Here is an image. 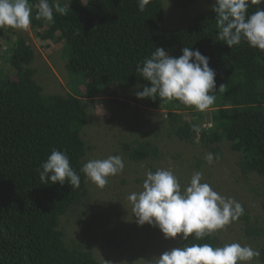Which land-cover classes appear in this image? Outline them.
I'll list each match as a JSON object with an SVG mask.
<instances>
[{
    "label": "trees",
    "instance_id": "obj_1",
    "mask_svg": "<svg viewBox=\"0 0 264 264\" xmlns=\"http://www.w3.org/2000/svg\"><path fill=\"white\" fill-rule=\"evenodd\" d=\"M197 1L171 0L177 9ZM38 2L29 0L33 5L30 29L43 41L62 44L60 58L76 89L64 94L50 92L42 82L48 71L44 57L19 30L0 28V61L6 65L0 68V264H100L83 242L68 243L62 226L70 212L80 209L79 215L84 214L89 203L90 180L80 169L94 159L93 152L99 147L86 133L93 122L88 102L101 96L116 102L114 87L136 97L135 92L150 86L136 68L156 47L165 48L175 57L182 54L183 47H191L209 57V67L216 73V90L211 93L215 102L205 114L176 100L134 98L138 105L164 114H159L160 120L149 136L141 132L153 127L145 126L142 117L134 120V133L129 131L131 137L118 140L120 149L115 155L130 166L131 174H138L134 169L139 164L161 158L163 139L168 157L177 150L176 142L195 144L218 158L222 157L220 146H224L237 157L244 181L249 175L264 178V51L245 41L232 48L218 41L211 9L197 14L185 29L175 30L163 25L161 0H150L143 12L138 10L139 0H49L52 5L69 4L66 14L54 13V23L35 18ZM249 3V13L264 8V4ZM203 116L210 125L206 129L198 122ZM117 125L122 127L120 122ZM193 125L199 126L198 134L192 130ZM53 149L66 152L71 167L80 176L78 188L67 180L64 185L41 183L37 170ZM202 163L200 159V172ZM148 170L154 172L152 166ZM140 179L135 177L133 183L141 184ZM120 182L126 185L127 179ZM241 204L245 210L238 219L241 234L261 253L259 264H264V224L252 220L247 205ZM259 204L264 215V196ZM129 239L127 235L125 243ZM142 239L135 246L138 259L155 262L157 246L153 242L145 244ZM108 240L118 245L115 237ZM180 240L179 247L225 244L214 234L202 240L193 236Z\"/></svg>",
    "mask_w": 264,
    "mask_h": 264
},
{
    "label": "clouds",
    "instance_id": "obj_2",
    "mask_svg": "<svg viewBox=\"0 0 264 264\" xmlns=\"http://www.w3.org/2000/svg\"><path fill=\"white\" fill-rule=\"evenodd\" d=\"M149 3L150 0H139L138 10L143 12ZM251 4L261 5L264 0H251ZM35 8L36 19L43 18L54 23V13L66 14L69 4L61 6L57 2L52 5L49 0H39ZM249 8V0H215L211 10L215 13L217 40L229 48L245 41L249 46L264 51V8L252 13H249ZM32 18L33 5L29 0H0V28L27 31ZM181 52L175 57L165 48L156 47L150 57L137 65L136 71L150 82V86H143L142 91L135 92V95L138 99L176 100L203 112L215 102L216 97L211 93L216 90V73L209 67V57L199 49L183 47ZM209 126L208 123L202 128ZM192 130L197 134L200 132L197 125H193ZM214 159H218V156L212 153L205 156L209 164ZM124 167L123 158L113 155L91 159L83 164L80 171L98 187L104 188L109 182L108 178L121 174ZM37 171L44 185H64L67 180L74 188L80 186V176L71 167L64 151L53 149ZM239 174L243 177L241 172ZM202 181L203 173L200 171L193 172L188 183L182 186L170 168H160L154 172L147 170L141 183L142 190L128 196L137 225L147 223L155 226L165 239L179 235L178 246L180 238L186 241L189 236L202 240L214 234L222 240L216 231L244 215V207L234 198L220 195L209 183ZM260 255L257 249L239 242L225 243L223 246L193 243L163 252L155 258L154 264H259Z\"/></svg>",
    "mask_w": 264,
    "mask_h": 264
},
{
    "label": "rangeland",
    "instance_id": "obj_3",
    "mask_svg": "<svg viewBox=\"0 0 264 264\" xmlns=\"http://www.w3.org/2000/svg\"><path fill=\"white\" fill-rule=\"evenodd\" d=\"M86 2V0H82ZM163 5L164 17L163 25L166 29L181 30L185 29L192 19L199 13L206 12L212 9L215 0H198L196 3L188 6L185 9H177L173 6L171 0H161ZM33 49L44 57V62L48 69L43 76L42 82L52 93H69L70 89H76L73 83H70V78L67 77L64 60L60 58L61 43L46 42L38 38L36 31L29 28L27 31H18ZM43 32V31H40ZM3 40V51L6 45ZM6 65L0 61V68H5ZM45 67L43 68L44 71ZM116 102L111 103L110 98L97 97L92 102H88L90 120L93 122L89 125L86 133L89 136L91 143L98 146L93 153L94 159H104L108 156H113L120 149L118 140H126L131 137L132 123L138 121L140 117L144 118L145 126L152 128L154 124L160 120V110L148 109L138 105L132 92L117 90ZM198 112V111H196ZM205 111L202 113L207 114ZM191 120L190 116L186 117ZM117 122L122 125L118 127ZM199 123L205 128L208 125V118L203 116V119H198ZM156 127H153L149 132L146 128L141 134L149 136ZM124 131V133L122 132ZM132 131V133H129ZM121 137H123L121 139ZM161 134L159 135V138ZM133 139V138H132ZM160 140L159 152L161 158L156 161H147L138 165V174L130 173V166L124 167L121 174L108 178L109 182L104 188L98 187L92 181L88 182L90 190L89 203L85 207V213L79 215V210L75 213L70 212L63 219L62 226L67 232L68 243L71 241H81L82 245L90 250L100 264H149L154 260L145 258L138 259L135 253V246L138 240L142 242L154 243L157 246L154 255L158 258L163 252L179 247L177 242L179 235L176 238L165 239L160 230L155 226H150L147 223L143 226H138L136 218L132 211V204L128 200V196L132 192L142 190V184H134L135 177L145 179V172L149 166H152L154 171L160 168H170L184 186L190 180L193 172L199 171V160L202 159L203 165L201 171L203 173V181L209 183L214 190L220 195L228 198H234L240 203L247 205L251 219H258L261 225L264 224V215L261 213L260 201L264 196V178L256 175H249L248 181H244L239 174L237 167V157L233 156L227 147L220 146L222 157L214 159L212 164L205 160L208 152L201 151L195 144L177 143L172 154L168 157L169 149L166 148V143ZM178 154V158L174 159L173 155ZM128 170V172H127ZM234 174H233V173ZM127 179L126 185H122L120 180ZM140 179V180H141ZM72 217L73 220H67ZM79 217V218H78ZM264 226V225H263ZM224 243L239 242L242 245H252L246 242L241 234L240 222L233 221L224 229L216 231ZM127 235L129 241L125 243ZM115 237L114 242L108 240L109 237ZM143 244V248L146 245ZM154 264V262L152 263Z\"/></svg>",
    "mask_w": 264,
    "mask_h": 264
}]
</instances>
